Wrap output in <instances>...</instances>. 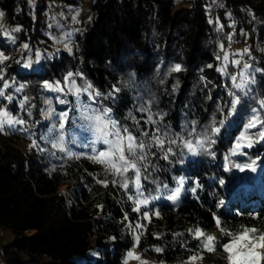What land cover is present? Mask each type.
<instances>
[{"label":"trees","instance_id":"trees-1","mask_svg":"<svg viewBox=\"0 0 264 264\" xmlns=\"http://www.w3.org/2000/svg\"><path fill=\"white\" fill-rule=\"evenodd\" d=\"M46 1L69 8L84 2L0 0V53L7 57H0V113L23 121L0 131V229L12 235L0 250V264H126L133 228L137 249L157 264H186L194 254L204 264H219L194 238L196 228L206 235L217 231L218 254L232 238L222 228L264 231L261 127L250 147L233 154L249 117L264 121V0H86L82 30L71 34L69 50L54 48L45 30ZM232 42L248 50L236 66L230 55L224 60ZM244 64L250 67L245 70ZM177 65L180 71L173 70ZM225 67L227 74L218 71ZM69 72L77 86L89 83L101 93L94 103L87 93L83 97L99 110L110 108L112 118L134 135L160 128L179 137L164 150H147L140 168L144 196L173 187L179 177L196 183L193 193H185L177 206L155 203L138 213L129 199L133 171L126 174L132 178L127 188L119 176L105 187L96 182L101 165L89 159L92 155H69L42 141L45 84L66 90ZM241 72L251 82L237 93L231 77L236 83ZM230 93L241 102L226 116ZM149 116L156 123H148ZM213 127L220 132L213 135ZM205 136L210 138L205 147L196 146ZM183 141H191L196 154L190 156ZM244 165L248 172L241 170ZM93 184L102 191L92 194Z\"/></svg>","mask_w":264,"mask_h":264},{"label":"snow or ice","instance_id":"snow-or-ice-1","mask_svg":"<svg viewBox=\"0 0 264 264\" xmlns=\"http://www.w3.org/2000/svg\"><path fill=\"white\" fill-rule=\"evenodd\" d=\"M3 13H0L2 16ZM17 31L19 29H16ZM247 49H245V53H247ZM0 57L3 60H6L7 57L3 56V53H0ZM229 59L227 53L224 55V60L227 61ZM2 62V60H0ZM233 64H239V61H232ZM24 67H29V63H25ZM244 69L247 70L250 66L248 64L243 65ZM174 71H180V66L177 65ZM218 71H222L226 73V67L222 69H218ZM242 83H235L237 77L232 76L231 79L233 80L234 88H236L237 93L244 91V86L246 83H250L251 81H244V72L240 73ZM73 73L69 72L67 76H65V86L68 88L69 93L76 97L77 105H79L82 115L89 121L90 130L93 133L94 139L90 142L89 146L92 148L94 155L90 156L94 163L100 164L104 167L106 173L112 174L114 176L120 177V184L122 187L127 188L129 183L131 182L132 178L128 177L126 174L131 170L135 173V185L139 192L141 188L140 184V176L141 166L147 160L148 149L152 147H156L158 149L164 150L165 144L173 145L176 144L177 139L169 137L167 132H162L160 128H157L154 132L149 133L146 130L141 129L139 132V136L134 135L132 131L129 130L127 126L119 125V122L112 118L111 116V109L110 108H103L102 110H93L92 115H88L89 105L80 101V96L82 94L87 93L88 99L95 102V97L101 95L98 91L93 89L92 85L89 83H85L83 86H77L75 80L72 79ZM3 77L0 76V79ZM7 82H5V87H7ZM46 88L50 90L60 91L63 93V89L60 88L59 83L55 85L53 89L52 85L45 84ZM20 91V89H17ZM118 91V89H117ZM69 93H64L65 95ZM94 93V95H93ZM3 91L0 90V95H3ZM232 96L231 101L229 102V111L226 116H231L236 110L237 106L241 102V97L235 93H230ZM11 100V97H7ZM27 99V98H25ZM60 103H68L67 100L61 99ZM261 107L264 108V101L261 102ZM143 111V109H142ZM255 113V109L253 110ZM0 116L5 117V119H0V131H4L5 125L8 127H12L13 124H22L23 121L16 119L13 120L11 116L8 115L7 112L0 113ZM59 130L63 133L65 128V121L68 119V112H62L59 114ZM148 123H156L153 121L152 117H148ZM260 123L261 131L257 133L260 140H264V121L260 120V117L254 114L249 122L245 125L246 129H253L257 127V123ZM139 124V122H137ZM220 125L223 126L225 121L221 120ZM56 128V125H53V129ZM195 131V129H193ZM220 132V128L213 127L212 134H218ZM144 137H147V142ZM247 138L251 141V137H246V133H242L241 136L238 138V142L236 147L239 148L242 145L239 143L240 140ZM60 140H63V135L59 137ZM210 140L209 137L205 136L203 139L196 140V146L199 148L205 147V142ZM96 142H102L106 144L108 147L106 150L98 151L94 147ZM215 141H211L214 143ZM185 147L189 149L193 154H196L195 148L191 141H183ZM247 146H251L249 143ZM53 147H57L56 144H53ZM60 151H64V148L61 146ZM172 149L169 147L167 148L166 154L164 156L165 159L168 158V154L171 153ZM233 154H236L235 151ZM241 170L243 167H248V165L240 166ZM114 184L117 181L114 179L112 181ZM97 183H103L105 187L107 186L106 181H97ZM183 183L182 181L180 182ZM181 189L178 187L175 192L171 196L168 197L169 200H172L174 203L179 198ZM142 194V193H141ZM131 199V197H129ZM141 204L147 205V200H137L136 207L133 209L134 211H139ZM143 215L145 218H148L149 213L144 212ZM158 215V213H157ZM140 227V225H137ZM192 231V230H190ZM257 229L252 228H244L239 233L228 232L225 229H221V232L225 235L231 236L232 240L229 243L223 244V250L228 253V261L229 264H262L264 261V231L259 232L257 234ZM203 237V239H201ZM194 238L200 242V245L203 247L204 250H216V239L212 235H206L201 229L196 228L194 232ZM139 240V237H137ZM157 252L160 249H156ZM128 256L130 258L133 257V253L129 252ZM201 257L198 254H194L188 257L186 264H196V261Z\"/></svg>","mask_w":264,"mask_h":264},{"label":"rangeland","instance_id":"rangeland-1","mask_svg":"<svg viewBox=\"0 0 264 264\" xmlns=\"http://www.w3.org/2000/svg\"><path fill=\"white\" fill-rule=\"evenodd\" d=\"M185 1L186 0H177L178 4H183L185 3ZM212 1L216 3L217 0H212ZM87 9L88 6L86 4V0H84V2L80 6L73 8L64 6L58 3L57 1H46L44 18L48 21L50 27L47 29L45 27V30H47V34L50 35V39L52 40V42H54V48H57L59 50L71 49L72 47L71 34L74 32H79V33L81 32L82 30L81 18L83 17L84 19V17H86ZM244 47L245 45L242 46V45L234 44L233 42L231 43V45L227 48L226 51L227 55H230L231 63L232 61H239L240 63L245 59L244 56L246 53ZM233 65L236 66L237 64H233ZM245 77L247 76H244L243 79L244 81H247ZM236 83H242L241 78ZM54 88L55 87L53 86V89ZM46 91L47 93L44 96L43 104L41 107V114H42V119L47 123V130L44 136L42 137V141L46 143L49 142L52 147L53 144H56L57 147H53V148L58 151H60V147L62 146L64 148V151L61 152L69 155H77V156L94 155L95 153H93L92 148L89 146L90 142L94 139V136L92 131L90 130L89 121L82 115L80 107L79 105H77L76 97L69 93L68 88H66V90H63V93L58 91L60 94L62 93V95L56 94L57 91L50 90L49 88H46ZM64 93H69V94L65 95ZM71 97L73 98V102L68 101V98ZM61 99L67 100L72 104H68V105L67 103L62 104L60 103ZM80 101L90 106L88 115H92L93 110H99L95 105H93L89 100H87V98L83 97L82 95L80 96ZM63 105H66L65 106L66 110L65 109L62 110V108H60ZM71 108H73L72 111ZM65 111L68 112V119L65 121V128L63 130V133H61V131L59 130V119H60L59 114ZM253 115H251V117ZM251 117H249L247 122L244 124V128L237 137L239 138L242 133H246V137H251V141H249L247 138L242 139L239 141V143L242 146L237 148L236 147L238 142L237 140L233 147V152L235 151L236 154L241 152L242 147L247 146L249 143H253L252 136L255 135L257 132L255 131V129L260 128L259 122L257 123L256 128L253 129L245 128V125L249 122ZM2 118L5 119V117L0 116V119ZM54 124L56 125L55 129H53ZM61 135H63V140L59 139ZM94 147L98 152V151L106 150L108 146L102 142H96ZM189 153L191 156L192 152L190 151ZM249 169H250L249 167H243L242 171L248 172ZM96 179H97L96 182L99 180L106 182L110 181L111 183H113L112 181L116 179V176L106 173L104 167L101 165V170L98 173ZM135 179L136 177L134 178V182H133L134 193L131 197L133 202V207L134 208L136 207L137 200L148 201L147 205L141 204L140 209L142 207H150L155 203H161V202H168L173 206H177L180 203L184 194L187 192L193 193L194 187L196 186V183L192 185H188L187 178L179 177L177 178L176 183L173 187H168V186L160 187L158 188L156 194L150 197H146L143 194H141L142 193L141 189L138 192L135 185ZM181 181L183 182L182 184L180 183ZM92 187H93L92 194H98L102 191V188L96 186V184H93ZM178 187L181 189V191L179 194V198L174 203L172 200H169L168 197L171 196ZM136 212L139 213L140 210ZM142 218H144L147 221L149 219V216L148 218H145V216L142 213ZM132 234H133L134 245L129 250V252H132L133 257L135 258H130L128 256L129 253L128 252L126 256V264H157L153 261V258L151 257L150 254L142 253L137 249L136 243H137L138 232L136 228L132 229ZM208 235H212L213 237H215V239H217L218 233L215 229H212L210 230ZM11 239H12V235L9 232L0 229V250L2 249L3 245H6L8 242L11 241ZM231 240L232 238L230 239L229 242H231ZM206 251L210 253L209 256H216L217 258H219L220 259L219 264H229L228 253H226L224 250H223L224 252L220 254L216 253L215 250H206ZM204 255L206 256V254ZM199 256L201 257V255ZM22 257L23 259H27L25 256ZM168 264H175V263L172 262ZM196 264H204L202 258L198 259L196 261Z\"/></svg>","mask_w":264,"mask_h":264}]
</instances>
